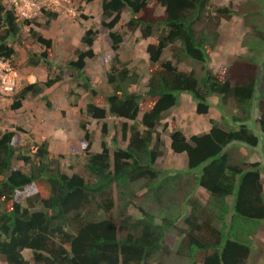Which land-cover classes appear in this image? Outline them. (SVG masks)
I'll return each mask as SVG.
<instances>
[{
    "label": "trees",
    "instance_id": "1",
    "mask_svg": "<svg viewBox=\"0 0 264 264\" xmlns=\"http://www.w3.org/2000/svg\"><path fill=\"white\" fill-rule=\"evenodd\" d=\"M158 6L164 7L163 14H156ZM125 10L131 16L124 26L132 32L140 30L143 39L153 38L146 49L151 74L147 89L140 93L131 90L140 82V73L131 70L118 53L125 36L117 27ZM44 12L49 19L58 16ZM237 14L232 5L218 6L212 0H102V24L115 53L107 73L112 90L105 95V105L89 102L86 114L98 121L124 119L119 122L121 132L113 137L112 149L108 123H103L101 150L93 151L94 138L82 116L89 180L63 171L65 156L52 155L47 140L36 144L32 157L14 144L15 131L0 132V257L6 263L169 264L180 256L185 264H249L253 238L264 220V171L260 162L238 161L230 149L237 142L258 146L260 138L250 127L251 121L258 122L264 132V86L259 89L264 60L247 55L219 70L209 66L222 20ZM35 23L21 20L0 0V56L12 57L15 49L9 44L27 25L29 34L45 49L39 56L32 54L29 62L52 68L48 57L53 39L37 31ZM97 34L92 27L86 29L82 42L87 49L77 50V58L67 63L85 80L93 96L98 91L84 69L87 59L96 55ZM263 48L256 49L260 53ZM184 60H191L194 67L182 68ZM62 79L60 73L43 84L23 87L12 108H21L28 96H38ZM182 93L190 94L197 113L204 115L212 107V96L219 98L216 106L222 113V104L233 101L239 114L231 118L239 127L228 128L231 123L225 118V124L211 119L208 132L186 135L176 123L166 122ZM43 98L48 107L53 105L47 96ZM257 110L259 116H255ZM166 133L170 148L187 155L183 170L167 169L158 162L165 155ZM15 159L28 164L27 169L15 167ZM193 171L197 172L190 174ZM188 177L195 187L208 191L207 204L193 196L190 213L164 215L160 220L154 211L136 204L139 192L146 200L167 202L170 207L178 194H185V200L194 192L179 190ZM131 206L140 213L127 212ZM181 219L185 227L177 225ZM248 222L254 224L248 226ZM173 230L180 234L177 245L171 243ZM26 249L32 251L31 261L24 256Z\"/></svg>",
    "mask_w": 264,
    "mask_h": 264
},
{
    "label": "rangeland",
    "instance_id": "2",
    "mask_svg": "<svg viewBox=\"0 0 264 264\" xmlns=\"http://www.w3.org/2000/svg\"><path fill=\"white\" fill-rule=\"evenodd\" d=\"M24 4L29 1H35L36 5L29 12V19L36 23L33 27L41 32L44 37L53 39V48L49 50V61L52 62V68L43 62L38 65H32L29 58L32 54L38 56L45 50L44 46L37 42L30 34V26H24L20 34L15 37L14 42L10 43L13 46L15 53L13 61L17 64L20 77V88L18 92L25 86L31 83L43 84L49 77H54L57 74H62L63 79L50 88H44L42 94L38 96H28L24 100L23 106L19 109H13L12 103L15 95L9 98L5 103L0 105V132L15 131L14 144L19 146L18 150H23L34 156L36 144L43 143L47 140L51 148V154L59 156L63 154L62 159L63 171L73 174L79 173L86 180L90 179L86 171V155L84 148L85 131L81 127V120L87 122V127L93 135V151L101 150L102 142V126L103 123H108L109 135L108 141L113 149L112 140L114 136H118L121 132L120 124L122 120L118 118L108 117L102 121L90 118L86 114V106L89 102L94 101L97 104L105 105V95L111 92L112 87L108 84L107 73L112 65L114 51L112 49V40L108 37V30L102 24V0L87 2L86 0H23ZM218 6L232 5L238 13L231 19H223L218 30L220 38L216 47L211 50V61L209 66L213 70L222 69V65H228L232 59L239 56H253L264 60V48L260 49V53L256 48L264 45V0H212ZM7 7L15 8L14 0H5ZM44 11L57 12L58 16L54 19H49V16ZM156 14H163L164 7L158 6ZM21 20L26 17L18 14ZM129 10H125L122 14V19L118 25V29L123 32L125 39L118 51L122 61L128 63L131 70H136L141 75L139 83L134 84L131 90L134 92H144L147 89V83L150 76V68L148 62L147 44L152 40L143 39L140 30L129 31L124 25L130 19ZM25 17V18H24ZM94 28L98 31L94 50L95 57L87 59V64L84 69V74L89 78L90 83L98 91V95L93 96L91 89L85 85V80L78 77L77 72L67 66L71 59L77 58V50L87 49L82 42V37L86 29ZM254 47L255 49H252ZM167 55H170L169 53ZM260 55V56H259ZM197 69L200 68L198 63H195ZM184 69H192L194 64L191 60H184L181 63ZM264 86V79L259 82V89ZM47 96L53 103L48 107L43 96ZM188 93H182L180 101L182 106L174 108L168 114L166 122L172 125L184 126L194 131V125H197L198 130L206 129V124H210V116H201L196 111V101H189ZM211 102L215 104L212 116H218L219 122H224V118L229 120L228 128L239 127L238 122L235 124L231 118L238 109L233 101H229L224 106L222 113L220 108L216 106L219 103L217 96L211 97ZM193 102V103H192ZM76 103V105H74ZM220 112V113H219ZM221 114V115H220ZM239 114V112H238ZM224 115V116H223ZM257 110L255 116H259ZM83 116V117H82ZM141 116V115H140ZM215 120V119H214ZM208 121V122H207ZM165 122V121H164ZM250 127L258 134L260 142L256 147L235 143L231 147V154L238 161L260 162L264 171V132L261 131L258 122L251 121ZM162 129V127L160 128ZM190 134V133H189ZM168 133L164 134V139H168ZM189 136V135H188ZM169 141V140H167ZM51 144V146H50ZM168 147L165 148V153ZM159 164L164 168H183L185 161L182 158H172L171 155L165 154L163 158L158 159ZM15 167L27 169L28 164L15 159ZM175 167V168H172ZM197 172V171H193ZM183 174V173H182ZM187 185H183L179 190L182 193L193 189V195L186 197L177 195L176 203L173 206L165 205L167 202L146 200L144 195L139 192V197L135 199L136 204L143 205L145 208L154 211L157 218L160 220L164 215L175 217L182 213L188 214L192 205L190 199L196 195V188L190 185L191 177H188ZM192 192V191H191ZM201 195V194H200ZM210 198V197H209ZM184 202H183V201ZM182 201V202H181ZM173 209V210H171ZM232 211V210H231ZM134 215L140 213L138 207L131 206L128 211ZM117 213H114L116 216ZM139 216V215H138ZM226 220L230 222V215H227ZM244 222L246 219H241ZM119 222V219L116 220ZM248 226H252L254 222H248ZM179 227H185L182 219L177 223ZM262 225V226H261ZM178 227V228H179ZM247 231V228L244 229ZM243 232V227L240 229ZM180 234L173 230L171 234V243L177 245ZM254 254L250 259L249 264H264V220L260 221V226L253 238ZM252 241V242H253ZM25 257L32 260V251L26 249ZM0 264H8L0 257ZM169 264H185V261L180 257H173Z\"/></svg>",
    "mask_w": 264,
    "mask_h": 264
},
{
    "label": "built area",
    "instance_id": "3",
    "mask_svg": "<svg viewBox=\"0 0 264 264\" xmlns=\"http://www.w3.org/2000/svg\"><path fill=\"white\" fill-rule=\"evenodd\" d=\"M21 0H14L19 14L29 16L27 9H32L35 5L33 1L26 4H20ZM20 77L17 64L13 58L0 56V105L12 98L20 88Z\"/></svg>",
    "mask_w": 264,
    "mask_h": 264
},
{
    "label": "crops",
    "instance_id": "4",
    "mask_svg": "<svg viewBox=\"0 0 264 264\" xmlns=\"http://www.w3.org/2000/svg\"><path fill=\"white\" fill-rule=\"evenodd\" d=\"M189 97V101H192V97H190V96H187V98ZM211 100V99H210ZM212 101V100H211ZM193 103V102H192ZM180 106H182V102L180 101V104L178 105V106H176L175 108H177V107H180ZM213 106H215V104H213V102H212V107L210 108V111H209V113H207L206 115H204V114H199V115H203V116H210V119L212 118V119H215V120H218L219 121V118H218V116H212L211 115V113L213 112V110H214V107ZM220 113V112H219ZM221 115V114H220ZM113 118V117H112ZM114 118H117V117H114ZM119 120L121 119L122 121H124V119H122V118H118ZM208 122V121H207ZM177 125H178V123H177ZM179 127V126H178ZM194 127V131L192 130L191 132H190V128L189 129H187V127L185 128L184 126H180V128L184 131V133L186 134V135H192V134H198V133H203V132H208L210 129H211V127H212V124L210 125V124H206V129H204V130H198L197 129V125L195 126H193ZM190 133V134H189ZM167 137H168V139H166V146L168 147V149H167V152L165 153V154H169V155H171V157L172 158H174V159H176V158H182L184 161H185V164H184V167L183 168H177L176 167V169L177 170H183V169H185L186 167H187V165H188V160H187V155H186V153H175L171 148H170V136L169 135H167ZM167 140H169V141H167ZM50 146H51V144H50ZM50 150H51V148H50ZM98 151V150H97ZM164 156H162L161 158H163ZM172 168H175V167H173L172 166ZM168 169H171V168H168ZM195 172H191L190 174H194ZM264 178V177H263ZM190 185H193V187L194 188H196L197 187V189H196V195H197V198L201 201V202H203L204 204H207L208 203V199H209V197H210V195H209V193H208V191L205 189V188H203V187H201V186H196L195 187V184H194V181H192V182H190ZM264 186V185H263ZM191 191H193V189L192 190H190V192ZM201 194V195H200ZM183 201V200H182ZM181 201V202H182ZM184 202V201H183ZM228 202L232 205V203H233V196H230L229 198H228ZM189 211H191V209L189 210ZM190 213V212H189Z\"/></svg>",
    "mask_w": 264,
    "mask_h": 264
},
{
    "label": "clouds",
    "instance_id": "5",
    "mask_svg": "<svg viewBox=\"0 0 264 264\" xmlns=\"http://www.w3.org/2000/svg\"><path fill=\"white\" fill-rule=\"evenodd\" d=\"M33 2H34L35 5H36V2H35V1H33ZM20 4H21V5L24 4V1L21 0ZM35 5H34V6H35ZM34 6H33V7H34ZM33 7H32V9H33ZM13 9L16 11V14H17V16H18L19 12H18V10H17L16 5H15V8H13ZM32 9H27V11H30V12H31ZM29 16H30V15H29ZM29 16H25L26 18H25V17H24V18H25V19H29V18H28ZM18 17H19V16H18ZM31 20H32V19H31ZM26 26H27V25H26ZM29 32H30V28H29ZM148 39H149V40H152L153 38H148ZM149 43H150V42H149ZM149 43H148V44H149ZM148 44H147V45H148ZM146 48H147V47H146ZM12 57H13V55H12ZM24 254H25V253H24Z\"/></svg>",
    "mask_w": 264,
    "mask_h": 264
}]
</instances>
